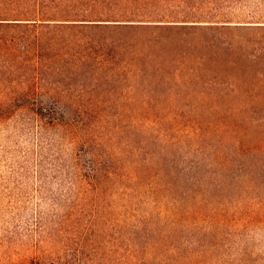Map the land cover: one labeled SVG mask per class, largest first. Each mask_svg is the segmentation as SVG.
Instances as JSON below:
<instances>
[{
    "label": "rangeland",
    "instance_id": "rangeland-1",
    "mask_svg": "<svg viewBox=\"0 0 264 264\" xmlns=\"http://www.w3.org/2000/svg\"><path fill=\"white\" fill-rule=\"evenodd\" d=\"M191 3L192 16L251 24L226 34L248 43L242 53L263 50L264 25L253 24H264V0ZM188 30L191 42L211 34ZM16 31L2 28L1 34L16 39ZM197 48H189L179 77L153 89L128 92L122 87L98 99L70 96L61 99L63 107L52 94L30 89L27 62L3 67L0 264L78 258L116 264H264V196L241 192L239 202H224V223L212 225L209 234L192 243V221L178 215L184 208L192 211V190L188 197L181 194L182 186L191 183L169 175L175 181L168 192L135 160L143 156V132L131 130L132 117L180 118L181 137L191 140L192 121L186 117L264 114L257 79L262 63L240 57L236 66L212 68L207 58L195 61L194 54L207 52H194ZM60 111L71 118L70 130L38 127L37 116ZM82 114L89 116L84 122ZM216 204L208 205L213 211ZM158 211L163 216L155 220Z\"/></svg>",
    "mask_w": 264,
    "mask_h": 264
},
{
    "label": "trees",
    "instance_id": "trees-1",
    "mask_svg": "<svg viewBox=\"0 0 264 264\" xmlns=\"http://www.w3.org/2000/svg\"><path fill=\"white\" fill-rule=\"evenodd\" d=\"M190 1L0 0V77L5 65L23 61L30 65L31 90L60 100L80 95L98 99L113 96L122 87L128 92L147 91L179 77L180 66L189 60V48L199 46L207 52L204 56L194 54L195 61L203 63L207 58L214 62L212 68L236 66L240 57L252 65L262 63L257 79L264 92V48L242 53L248 43L226 34L229 28H250L251 24L192 16ZM2 28L17 30L19 35L6 39ZM188 28L211 34L200 43L191 42ZM231 79L237 80L236 76ZM258 103L264 106V96ZM79 117L84 122L89 116ZM36 119L38 127L53 131H68L72 126L64 111ZM185 119L192 121L187 134L191 140L181 137L184 126L175 117H132L131 130L143 132V156L135 155V160L156 176L158 187L168 192L173 189L175 180H169V175L191 183L182 186L181 194L188 197L192 190V211L184 208L178 215L192 221L194 243L209 234L212 225L224 223V202H239L241 192L264 196V114ZM214 201L217 204L212 211L208 204ZM201 205L209 208L210 214ZM162 214L158 211L153 217L158 220ZM116 263L78 258L21 264Z\"/></svg>",
    "mask_w": 264,
    "mask_h": 264
}]
</instances>
